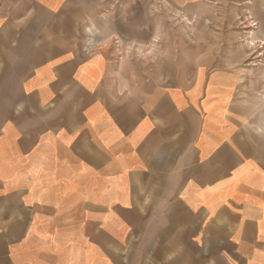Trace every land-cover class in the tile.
<instances>
[{"label":"crops","instance_id":"1","mask_svg":"<svg viewBox=\"0 0 264 264\" xmlns=\"http://www.w3.org/2000/svg\"><path fill=\"white\" fill-rule=\"evenodd\" d=\"M66 4L0 10V264H264V78L138 77Z\"/></svg>","mask_w":264,"mask_h":264},{"label":"rangeland","instance_id":"2","mask_svg":"<svg viewBox=\"0 0 264 264\" xmlns=\"http://www.w3.org/2000/svg\"><path fill=\"white\" fill-rule=\"evenodd\" d=\"M19 1L0 0V10ZM251 7V0H67V32L80 43L110 46L138 77L160 78L167 70L175 81L179 72L192 75L205 62L213 69L237 70L244 78H264V38ZM262 90L254 99L258 107L242 115L247 136L264 137Z\"/></svg>","mask_w":264,"mask_h":264}]
</instances>
